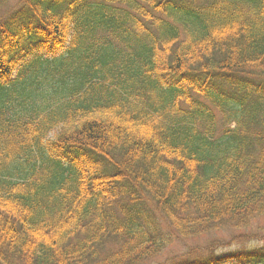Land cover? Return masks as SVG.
Masks as SVG:
<instances>
[{"label": "trees", "instance_id": "trees-1", "mask_svg": "<svg viewBox=\"0 0 264 264\" xmlns=\"http://www.w3.org/2000/svg\"><path fill=\"white\" fill-rule=\"evenodd\" d=\"M254 80L264 0H0V264H150L250 228ZM226 245L168 261L219 264Z\"/></svg>", "mask_w": 264, "mask_h": 264}, {"label": "rangeland", "instance_id": "rangeland-1", "mask_svg": "<svg viewBox=\"0 0 264 264\" xmlns=\"http://www.w3.org/2000/svg\"><path fill=\"white\" fill-rule=\"evenodd\" d=\"M255 87L261 85L264 93V80H254ZM35 96V94H34ZM66 101V100H64ZM54 137V132L51 133L49 139ZM243 236L238 239L232 240L233 236ZM216 239L222 240L223 243H227V246H223L213 253L214 257L221 259L219 264H233L235 259L233 256L240 254H264V215L257 218L248 229L244 230H229L221 233L204 236L198 239H191L185 244L176 243L167 250L164 251L161 256L153 260L150 264H170L169 259L175 256H181L187 251L186 246H200L206 247L209 243ZM203 252L204 258L209 257V254Z\"/></svg>", "mask_w": 264, "mask_h": 264}]
</instances>
